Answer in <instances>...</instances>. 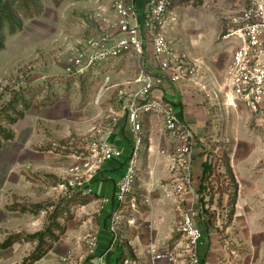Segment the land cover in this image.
Here are the masks:
<instances>
[{
    "label": "rangeland",
    "instance_id": "374dc122",
    "mask_svg": "<svg viewBox=\"0 0 264 264\" xmlns=\"http://www.w3.org/2000/svg\"><path fill=\"white\" fill-rule=\"evenodd\" d=\"M150 1L143 3L147 7ZM202 1L197 0L193 6H178L163 24H154L151 32L143 26L144 49L140 55L131 49L117 52L120 36L114 28V0H3L0 264H5L3 250L33 242L36 251L30 252V257L23 255L24 247L15 253L25 258L18 257L17 264H34L55 244H58V261L54 264H71V257L74 264L78 263L77 254L91 240L86 235L89 229L86 232L83 229L97 223L102 208L97 202L98 195L87 187L86 181L94 180L90 176L98 162L96 155L108 137L113 141L114 132L131 136V141L126 138L130 148L124 167L131 157L134 139L128 122L129 111L124 112V108L132 103L131 94L140 88L133 83L140 77V69L152 72L155 68L157 72L152 56L155 35L163 34L171 48L185 58L190 72L194 71L195 77L190 75L193 81L205 80L208 90L201 94L210 98L209 77L221 82L235 51L234 45L223 41L222 36L235 28L234 20L248 6V0H207L210 6H204L207 2ZM145 9L139 11L141 23L146 17ZM206 16L213 24L222 26L223 31L214 44L203 46L195 24ZM220 43L225 46L217 51ZM102 51L108 56L91 63ZM194 58L201 59L200 65L194 63ZM221 115L207 123L206 136L198 142L211 170L204 176L203 164L196 202L189 205L184 202L185 208L177 202L181 215L174 235L178 237L176 230L183 213L191 211L195 213L194 223L201 230L203 240H214L207 251L217 256V264H264V184L254 186L250 179L259 174L258 179L264 183V160L250 172L238 171L242 181L253 185L242 187L227 169L230 145L223 138L233 116ZM148 117L142 133L144 141L134 163L136 184L130 194L138 200L136 213L148 203L146 198L137 197L140 180H153L157 174L155 165L162 158L173 163L178 160L174 153L163 151L167 135L161 122L154 116ZM256 124L253 116L247 126L256 131ZM191 141L193 170L195 144ZM175 145L181 146L178 142ZM241 159L235 162L239 170ZM125 172L124 168L122 176ZM114 220L115 238L120 229L117 217ZM132 221L135 224L134 217ZM95 245L93 242L92 247ZM67 247H75V251L69 252ZM200 254L204 264L208 253Z\"/></svg>",
    "mask_w": 264,
    "mask_h": 264
},
{
    "label": "built area",
    "instance_id": "2783aa9c",
    "mask_svg": "<svg viewBox=\"0 0 264 264\" xmlns=\"http://www.w3.org/2000/svg\"><path fill=\"white\" fill-rule=\"evenodd\" d=\"M136 1L114 0V28L120 36L116 47L118 53L131 49L137 54H143V26L151 32L154 24H163L166 17L173 14L175 8H179L178 6H193L197 2V0H151L145 9L146 17L141 23ZM234 24L235 28L222 36L223 41H230L235 47L231 64L221 82L209 77L212 88L208 94L217 107L236 109L238 104L242 103L252 113L259 114L264 103V0H248V6L234 20ZM152 40L154 48L152 56L157 65V72H148L143 67L140 69V77L133 82L139 84L140 88L138 92L131 94L132 103L124 108V112L127 109L129 111L128 122L134 140L131 157L124 167L126 172L117 182L114 192V202L118 213L113 216L111 224L113 232L117 226L114 219L117 217L119 220V213L131 216L137 207V198L130 197V194L136 184L137 170L134 163L144 141L142 133L146 117H156L161 122L164 134L170 140L181 144L175 149L174 154L178 160L177 163L173 160L175 163L172 168L174 171L178 164L186 174L182 185L176 184L173 188L178 201L185 202L187 195L193 192L191 132L181 119L176 106L163 98L154 97L153 93L165 80L174 84L180 92H183L184 87L190 84L200 92H207L208 84L205 80L200 81L197 78L193 81L190 78L194 71L190 72L188 64L184 61L185 58L171 48L163 34L158 33ZM107 56L106 52H99L96 57L92 58L91 63H94L95 59ZM109 138L99 148V153L96 155L98 162L93 170L91 169L94 172L90 178H93L94 173L100 171L106 163L123 157V151L111 143ZM162 154L165 155V152ZM165 193L170 195L172 192L167 189ZM182 219V223L176 230L178 237L162 250H151L153 264H203L199 251L203 234L194 223L195 213L184 212ZM128 224L132 226L133 221H129ZM131 263L129 260L124 262V264ZM101 264L107 263L102 262Z\"/></svg>",
    "mask_w": 264,
    "mask_h": 264
},
{
    "label": "crops",
    "instance_id": "0c3cea01",
    "mask_svg": "<svg viewBox=\"0 0 264 264\" xmlns=\"http://www.w3.org/2000/svg\"><path fill=\"white\" fill-rule=\"evenodd\" d=\"M202 2L205 4L207 0H203ZM136 6L138 12L146 8L143 0H137ZM204 6H210V4L207 2ZM195 26L198 27L200 40L203 46L214 44L219 34L223 31L222 26L218 27L216 23L213 24V21L208 18V16L198 21ZM196 43L197 42H195V44ZM224 46L225 43H220L216 50L219 51L223 49ZM195 60L194 58V63L198 62L197 64H199L201 59ZM147 67L150 68L151 65L147 64ZM153 69L151 71L155 73L156 70L155 68ZM153 96L163 98L176 106L181 115V119L190 129L195 144L193 155L194 167L191 174L193 192L188 194L185 198V202H188L187 205L197 201L196 190H198L199 187L198 181H200L203 164L206 161L205 155L203 154L204 151L200 149L198 142H201L206 136L205 127L207 123L217 119L219 114L224 116L229 113L233 116V118L230 117L229 127L223 135V138H225L230 145L229 155L231 158L227 169L239 180L242 187L264 184L261 183L263 182L261 179H258L259 174H254L252 178H250L254 181L252 185L249 182L242 181L241 175L238 173V171L250 172L264 160V103L262 104L261 113L259 115L252 114L242 103H239L236 109L220 108L216 106L211 98L204 97L194 85H186L183 92H180L177 87L168 80L163 81V84L153 93ZM253 116L256 118V126L258 128L256 131L250 130L247 126L250 118ZM244 121L246 122L244 123ZM130 137L131 136L123 135L122 133L120 134L118 131H116V133L114 132L112 137L113 141L111 142L123 151V157L109 162L98 173L95 172L93 175L94 180L90 181L89 179L86 181L87 187L98 195L97 202L100 203L99 205H102L100 206L102 208L96 219L97 223L91 228L83 229L85 232L89 229L86 235L88 234L91 240H89L90 242L88 241V247L77 254L78 258L76 260L78 263L76 264H101L102 262H106L107 264H124L127 260L131 261V264H153L150 253L151 250H162L175 239L174 229L178 217L181 215V207L177 204L178 199L175 192H173V188L176 184L182 185L186 174L182 172L179 165H176L177 168L173 171L172 168L174 163L172 160L164 158L165 161H163L164 159L162 158V161L155 165L157 168L156 177L150 181L142 177L143 180H140L138 186L137 197L139 200L146 198L148 200L147 206L141 208V211L137 213L134 212L131 216L129 214L121 215L119 213L118 222L120 230L117 234L119 241H114L111 224L113 222V216L118 213V208L114 202V192L116 184L123 173L126 155L130 148ZM126 138H128L129 141ZM164 144L163 151L167 153L175 152L177 146L168 136L164 137ZM239 157L242 158L239 164L242 165L240 170L235 163L236 159ZM167 189L172 192L170 195L165 193ZM184 206L185 204H183L182 208H185ZM133 217L135 224L131 226L128 222L132 221ZM26 230L27 229H24V231ZM28 230L32 231V228L28 227ZM205 235L204 232V237ZM65 239H67V237ZM213 241L212 238H204L203 243L200 245V252L204 255L208 253L204 264H217V262H215L217 256H213L212 253L207 251L209 243H213ZM93 242L96 243L94 247H92ZM16 246L18 248H15ZM21 247H24L23 255L25 257H30L32 251L33 253L36 251L35 242L27 243L26 245H15L12 248L2 251L3 263L17 264L20 260H24L25 258L23 259V256H18L20 258L19 260L15 254L20 251ZM74 249L75 247H67L69 252L75 251ZM57 250L58 244H55L42 259L37 260L34 264H54L58 261ZM70 260L72 261L71 264H74L72 257Z\"/></svg>",
    "mask_w": 264,
    "mask_h": 264
},
{
    "label": "trees",
    "instance_id": "16d2710c",
    "mask_svg": "<svg viewBox=\"0 0 264 264\" xmlns=\"http://www.w3.org/2000/svg\"><path fill=\"white\" fill-rule=\"evenodd\" d=\"M2 4H3V0H0V10H2L3 9V7L4 6H2ZM0 49L1 50H3V46H1L0 47ZM210 170H211V168H210V166L208 165V163H205L204 164V172H203V175L204 176H206L209 172H210ZM204 179V177L202 178V180ZM202 189V188H201ZM201 189H200V191H201ZM40 258H38L37 260H39Z\"/></svg>",
    "mask_w": 264,
    "mask_h": 264
}]
</instances>
